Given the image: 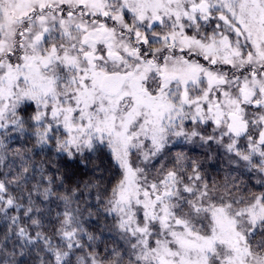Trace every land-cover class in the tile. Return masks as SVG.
Returning <instances> with one entry per match:
<instances>
[{
  "label": "snow or ice",
  "instance_id": "snow-or-ice-1",
  "mask_svg": "<svg viewBox=\"0 0 264 264\" xmlns=\"http://www.w3.org/2000/svg\"><path fill=\"white\" fill-rule=\"evenodd\" d=\"M0 264H264V0H0Z\"/></svg>",
  "mask_w": 264,
  "mask_h": 264
}]
</instances>
